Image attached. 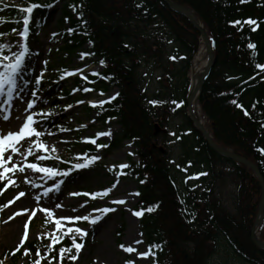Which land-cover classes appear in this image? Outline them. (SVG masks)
<instances>
[{
	"label": "trees",
	"instance_id": "1",
	"mask_svg": "<svg viewBox=\"0 0 264 264\" xmlns=\"http://www.w3.org/2000/svg\"><path fill=\"white\" fill-rule=\"evenodd\" d=\"M28 1L41 5L29 25L31 37L42 31L48 8L59 4L62 21H68L66 50L91 44L92 58L100 65L105 61L104 72L91 77L89 85L119 95L90 110L100 114L101 122L120 125L106 147L108 155L127 141L136 150L138 163L130 161L125 178L139 193L135 210L143 212L141 230L152 264H210L219 256L223 264H264V251L250 238L259 184L243 165L213 152L186 115L190 65L200 46L191 24L161 0ZM171 1L190 8L211 38L214 66L199 99L212 140L254 163L264 180V68L257 67L264 66V0ZM248 19L259 26L244 23ZM237 20L241 23L235 24ZM13 27L8 22L6 30ZM249 43L256 48L249 49ZM173 100L181 107L175 109ZM86 148L96 155L95 147ZM201 172L208 175L199 176ZM227 182L234 188L228 207L222 196ZM155 205L149 213L147 208ZM258 237L264 241V220ZM37 245L27 248L33 253ZM61 247L72 248L63 260ZM51 249L47 257L52 262L74 264L76 250L69 235Z\"/></svg>",
	"mask_w": 264,
	"mask_h": 264
},
{
	"label": "rangeland",
	"instance_id": "2",
	"mask_svg": "<svg viewBox=\"0 0 264 264\" xmlns=\"http://www.w3.org/2000/svg\"><path fill=\"white\" fill-rule=\"evenodd\" d=\"M32 4L28 0H0V33L3 34L0 35V43L18 46L24 43L22 32L25 25L23 21L28 14L22 9L30 7ZM37 9H34L32 17ZM48 10L42 31L35 38L29 34L28 46L32 55L27 60L30 66L26 74L29 80L34 83V78L42 73L40 85L42 91L38 92L41 99L37 100L34 110L49 112L52 115L48 118L34 117V119L41 120L37 130H42L45 133L40 139L45 143L47 151L40 152L35 149L32 145V141L36 139L34 136L25 137L15 146L20 151L31 147L32 154L25 160L18 154H12L9 149L4 158L7 160L8 155H13V162H17L19 167L23 163H37L38 160L35 157L38 155L50 156L52 159L42 161L41 164L37 163L38 166L56 167L64 171L71 169L76 163L90 160L92 156L86 146L93 145L97 150L95 156H98L99 159L85 169L73 171L67 178L58 176L55 181L45 182L44 179L32 181L38 185L35 188L31 183L25 182L27 168L23 172L9 173V178L15 181L11 186H8L9 180H0V186H8L4 196H0V208H3V211L0 212V264H35L36 260H39L40 264H48V261L51 260L47 257L48 248L52 245L53 234L60 236L70 227H80L88 233L83 239L74 232L68 234L70 237L76 235L77 241L84 244V248L81 250L79 258L74 260V264H127L128 261H132L133 264H152V253L146 256L140 255L148 253L149 247L145 242L144 232L141 230L140 218L134 215L139 202L138 195H136V184L125 178V171L128 170L130 161L138 163L136 150L127 141L121 145V148L108 155L106 147L114 141L120 130V125L116 121L103 123L100 120V114L95 110H90V108L105 104L102 102L109 101L117 91L99 92L90 87L89 79L100 76L104 72L103 65L92 58L91 44L75 51L66 50L69 40L65 34L68 21H62V7L57 4ZM32 20L31 18V22ZM8 22L14 24L13 30L10 32L6 30ZM19 50V47L12 49L14 52ZM68 72H74L75 75L69 76ZM93 73L98 75H93ZM190 74L191 72H189V76ZM29 87L31 88V84ZM75 89H79V91H74ZM85 89L93 90L85 91ZM21 95L25 99L13 101L11 114L7 120L4 119V116L8 115V112H0V136L18 132L27 115L33 111L32 109L25 111L26 101L31 98L30 91L26 90ZM44 99L47 100V103L42 102ZM80 101H84V103L81 104ZM68 105H72V107L68 108ZM198 109L201 114L199 105ZM61 128L66 130L61 131ZM49 132L53 134L48 135ZM109 132L110 135L98 137V134ZM92 139L96 140V144L89 142ZM98 144L107 146L98 148ZM53 147L56 149L55 152L52 151ZM172 149L176 151L175 144ZM122 165H127V167L122 168ZM7 166L11 167V163H8ZM60 179H64L65 182L59 191H53L48 197L41 195L45 188H54L55 183H58ZM27 180L31 181L28 178ZM110 188L112 191L108 196L93 199L94 193ZM22 191L25 195L16 200ZM85 192L89 195H83ZM233 192V186L227 182L226 189L222 192L227 207L231 205ZM70 193H81V195H70ZM37 195H41L39 201L35 200ZM25 197L32 204L27 207L28 211H24V206L19 207V203ZM120 199L125 200L126 203H113ZM57 203L61 205L60 208L55 207ZM80 204H84L85 207L80 208ZM44 205L51 206L53 213L51 218L46 212L40 211ZM103 207L116 210L104 214L98 211ZM73 208H76L75 212L72 211ZM33 211L35 215L32 214ZM18 212L20 215H17ZM89 213L91 214L90 219L98 216L102 219L94 225L90 221L80 220L69 223L67 220H61L63 227L59 231L55 228V219ZM25 232H27L26 236ZM20 240L24 241L22 245L19 243ZM33 242L38 245L32 253L27 248V244ZM122 245L123 247H121ZM127 247L133 248L134 251L126 252L124 248ZM20 249H22L21 254L16 257L15 252ZM51 264H62V262L58 259L56 262L51 261ZM210 264H223L221 256L212 259Z\"/></svg>",
	"mask_w": 264,
	"mask_h": 264
},
{
	"label": "snow or ice",
	"instance_id": "3",
	"mask_svg": "<svg viewBox=\"0 0 264 264\" xmlns=\"http://www.w3.org/2000/svg\"><path fill=\"white\" fill-rule=\"evenodd\" d=\"M41 7V5L39 4H32L30 7H27L25 9H22V11L26 12L28 14L27 18L24 19L23 23L25 25V27L23 28V32H22V36L24 39V43L22 45H16V44H5V43H0V112L3 111H7L8 115L4 116V119L7 120L11 114V109H12V104L14 100H24L25 97H23L21 95V93L27 91H30V96L31 98L27 99V108L25 109V111L32 109L33 111L31 113H29L26 117V119L23 122V126L19 128L18 132H10L8 133L6 136H0V180H9V185L11 186L13 183H15V181L11 180L9 178V173H13L14 171H20L23 172L25 168L27 169H31L32 172L35 173H42L43 176L41 177V179H44L45 182L47 181H55L56 177H64L67 178L68 176H70L72 174L73 171L75 170H80V169H85L87 167L90 166L91 163L95 162L97 159H99L98 156H92L90 160L84 162V163H76L72 166L71 169L69 170H64L61 171L59 169H57L56 167H42V166H38L37 163H23L21 164L19 167L17 165V162H13V155H8L7 156V160H5V153L8 152V150H11L12 154H18L21 157H24L25 160L27 159V156L32 154V149L31 147L28 148L25 151H20L19 148H17L15 145L22 139H24L25 137H35L36 139L32 141V145H34L35 149L37 151H47L45 143L41 141V137L45 134L42 130H37L40 126L41 120L40 119H34V117H41V118H48L49 116L52 115V113L49 112H37L34 110V106L36 105L37 100H40L41 98L38 96V92L42 91V89L40 88L41 85V77H42V73L40 75H37L34 78V83H32V81L29 80L28 75H26L28 73V68L30 65H28L27 60L28 58L32 55L31 50L28 46V37L30 34V28H29V24L31 22V18H32V14L34 9ZM137 7H141V5H137ZM17 23H19V21H17ZM235 24H240L241 21L237 20L234 22ZM244 23L248 24V25H257V27L259 26L257 24V21L253 20V19H248L246 21H244ZM256 28H253V31H255ZM69 32L74 31L73 29H69ZM0 35H3L2 33H0ZM53 35H56L55 33H53ZM169 43H171V41H169ZM14 47H19L20 50L19 51H12V49ZM125 47H128V45H125ZM247 47L249 49H255L256 45L254 43H249L247 45ZM7 53V54H6ZM82 55H88V54H82ZM91 55H95V53H91ZM255 53H253V58H255ZM46 63V62H45ZM102 65L105 64V61H101L100 62ZM257 67L259 68H264V66L262 65H257ZM83 71V70H81ZM67 75L71 76V75H75L74 72H68ZM93 75H98L97 73H93ZM63 78V77H62ZM105 79H111V77H104ZM85 79H87L85 77ZM94 83V82H93ZM31 84V88L29 87V85ZM93 89H85V91H92ZM74 91H79V89H75ZM101 95H103V93H101ZM119 93H117L115 96L111 97L109 101H104L103 103H110L111 100H115L116 96H118ZM60 99H63V97H60ZM43 103H47V100L44 99L42 101ZM233 104H236L237 107H241V105L237 104V102L235 100L231 101ZM79 103H84V101H80ZM150 103L152 104H158V103H162L160 101H150ZM171 103H173L175 105V109H178L181 107L180 103L176 102L175 100H173ZM95 106V105H93ZM68 108H71L72 105H68ZM253 107H255V105H253ZM175 109H173V111H175ZM245 115H248L247 111L245 112ZM35 125V127H34ZM59 127V126H58ZM61 131H65L66 129L61 128ZM53 133L49 132L48 135H52ZM111 133H101L98 134V137L100 135H110ZM92 144H96V140L92 139L91 141H89ZM107 145L104 144H100L97 147L98 148H103L106 147ZM52 151L55 152L56 149L55 147L52 148ZM262 154H264V149H261ZM36 160L38 161H45V160H49L52 159V157L50 156H45V155H38L35 157ZM8 163H11V167H8ZM122 168L127 167V165H122ZM208 175L207 172H201L199 173V176H206ZM199 176L196 177H191V178H199ZM26 183H32V186L38 187V185H36L34 182L28 181L27 178L25 179ZM64 179H60L58 183H55L54 188L53 187H48L45 188L43 193L41 194L43 197H48L50 193H52L53 191H59L61 188V185L64 184ZM144 181H141V183H143ZM6 186L4 188V191H7V187ZM40 187H42V185H40ZM112 191V189H108L106 191L103 192H96L93 194V199H95L96 197H106L109 195V193ZM3 195V192H0V196ZM25 193L22 191L19 193V195L16 197V200H19L20 197L24 196ZM41 195H37L35 197L36 201H39L41 199ZM70 195H81V193H70ZM83 195L87 196L89 195L88 193H83ZM136 195H139V193H136ZM12 203H15V201H12ZM113 203L116 204H124L126 203L125 200L120 199V200H116L113 201ZM56 208H60L61 205L59 203H57L55 205ZM85 205L84 204H80V208H84ZM158 207V205L155 206H150L147 208V211L149 213H151L152 211H154V208ZM116 209L115 208H110V207H103L100 208L98 211L107 214L109 212H114ZM3 211V208H0V212ZM24 211H28L27 208L24 209ZM41 212H46L48 217H52L53 213L51 211V206L50 205H44L40 208ZM73 212L76 211V208L72 209ZM95 211V210H94ZM33 215H35V212L33 211L32 213ZM17 215H20V213L18 212ZM135 216L137 217H142L143 216V212L142 211H136L134 213ZM91 214H87V215H78L75 217H61L58 219L54 220L55 223V228L56 230H60L63 225L61 224V220H67L69 223L74 222V221H90L91 224H96L100 219H102V217H96L94 219H90ZM191 222V221H189ZM25 228H27V225H25ZM75 233L80 235L81 239H83V237H86L88 235L87 231L82 230L80 227H75V228H68L66 232H63L62 235L60 236H56L55 233L53 234V239H52V244H56L58 243L63 236H67L69 233ZM27 235V232H25V236ZM71 242H72V247L75 248L76 250V254L73 255L71 257L72 260H76L79 258V254L81 252V250L84 248V244L83 243H77V239H76V235H72L71 237ZM21 245L24 243L23 240H20L19 242ZM140 243H142V241H140ZM123 247V245L121 246ZM51 246H49V251H51ZM124 250L126 252H133L134 249L131 247H127L124 248ZM72 248H65V247H61L59 249V253H60V258L61 260L64 259V254L66 252L71 253ZM151 253V247L149 248V252L148 253H141L140 255H148ZM37 255H39V252H37ZM35 264H40L39 260L35 261ZM48 264H51V260L48 261ZM127 264H133L132 261H128Z\"/></svg>",
	"mask_w": 264,
	"mask_h": 264
},
{
	"label": "water",
	"instance_id": "4",
	"mask_svg": "<svg viewBox=\"0 0 264 264\" xmlns=\"http://www.w3.org/2000/svg\"><path fill=\"white\" fill-rule=\"evenodd\" d=\"M162 2H165L166 5L173 11L174 13H177L181 15L188 23L191 24L193 29L200 34V40L205 44V55H207V62H206V67L200 74V79L196 83V86L194 89L190 87V92L188 93L187 96V102H186V110H187V116L189 121L192 122L193 127L199 131L202 135V138L204 139L205 142L209 145V147L212 149L213 152H216L223 158H227L231 160L232 162L239 163L243 165L247 170H250L253 173L254 178L256 179L257 183L259 184L260 187V200L258 203V210H257V218L253 225L251 226V231H250V238L252 244L258 248L259 250L264 251V241H261L260 238L258 237V231L261 228V223L264 220V181L263 178L258 171V168L250 162L249 160L247 161L246 159L242 158L239 155H235L233 152H230L228 150H224L221 147H219L215 141H212V137L210 135V132L207 130V128L204 126V123L200 118L198 117V112L197 110L193 107L192 103L195 99H197V103L199 104V96L201 93V87L204 83V81L209 77L208 75L211 72V69L213 67V63L215 60V54L213 52L212 44L210 43V37L208 36V33L206 32L204 28L203 22L200 21L198 16L195 15V13L188 8L187 6H183L181 4H178L177 2H172L171 0H161ZM193 63V62H192ZM192 66V65H191Z\"/></svg>",
	"mask_w": 264,
	"mask_h": 264
},
{
	"label": "bare ground",
	"instance_id": "5",
	"mask_svg": "<svg viewBox=\"0 0 264 264\" xmlns=\"http://www.w3.org/2000/svg\"><path fill=\"white\" fill-rule=\"evenodd\" d=\"M202 45L199 47V50L196 54V57L193 60L192 63V70H191V87L194 89V87L196 86V83L198 82V80L200 79V74L202 73V71L204 70V68L206 67V62H207V55H205V44L202 42ZM193 107L197 110L198 115L200 114L199 109H198V104H197V99L193 100L192 103ZM41 152V151H40ZM39 152V153H40ZM38 164H41L42 161H36ZM27 173V178L29 180L35 181L37 179H41V177L43 176L42 173H35L32 172L31 169H27L26 171ZM32 184V183H31ZM34 188V187H33ZM17 204V203H15ZM29 205L31 204V201L28 198H24L20 203H19V207L21 208V206H24L25 208L29 207Z\"/></svg>",
	"mask_w": 264,
	"mask_h": 264
}]
</instances>
